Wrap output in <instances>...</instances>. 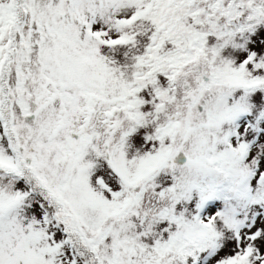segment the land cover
<instances>
[{
  "label": "snow or ice",
  "instance_id": "snow-or-ice-1",
  "mask_svg": "<svg viewBox=\"0 0 264 264\" xmlns=\"http://www.w3.org/2000/svg\"><path fill=\"white\" fill-rule=\"evenodd\" d=\"M0 264H264V0H0Z\"/></svg>",
  "mask_w": 264,
  "mask_h": 264
}]
</instances>
